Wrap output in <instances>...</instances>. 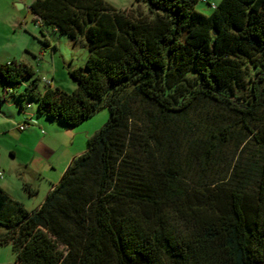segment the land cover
<instances>
[{
  "label": "trees",
  "instance_id": "obj_1",
  "mask_svg": "<svg viewBox=\"0 0 264 264\" xmlns=\"http://www.w3.org/2000/svg\"><path fill=\"white\" fill-rule=\"evenodd\" d=\"M135 1L151 18L33 1L34 21L88 58L71 92L0 62V101L71 127L110 117L37 209L0 187V247L15 264H264V0L210 15L202 0Z\"/></svg>",
  "mask_w": 264,
  "mask_h": 264
},
{
  "label": "rangeland",
  "instance_id": "obj_2",
  "mask_svg": "<svg viewBox=\"0 0 264 264\" xmlns=\"http://www.w3.org/2000/svg\"><path fill=\"white\" fill-rule=\"evenodd\" d=\"M105 1L117 9L133 8L137 16L151 18L147 6L142 2ZM220 1L211 0V3L216 5ZM6 3V0L0 2L1 60L7 62L13 59L32 65L41 78V91L46 88L47 82L66 91H73L77 85L69 71L85 66L88 58L86 44H75L51 27L43 28L37 24L29 3L23 8L15 0H11L10 7ZM197 10L210 15L213 8L205 2H199ZM16 20L22 25L12 26L17 24ZM43 30L49 39V45L45 43ZM5 88L9 90L11 87L0 84V98L4 97ZM20 88L23 89L24 86ZM37 109V103H33L32 107L25 104L21 109V103L16 98L0 101V170L4 172L0 186L29 211L37 209L45 201L72 160L88 149L92 137L110 117V110L105 107L93 117L71 127L38 115ZM33 113H36V123L25 131L19 130V124ZM25 184H29L35 193L31 194ZM15 260L12 245L0 247V264H15Z\"/></svg>",
  "mask_w": 264,
  "mask_h": 264
},
{
  "label": "built area",
  "instance_id": "obj_3",
  "mask_svg": "<svg viewBox=\"0 0 264 264\" xmlns=\"http://www.w3.org/2000/svg\"><path fill=\"white\" fill-rule=\"evenodd\" d=\"M205 3H208L212 8H215L216 5L214 3H211V0H202ZM47 84L50 86L53 83L52 82H47ZM27 107H31L30 104L27 105ZM36 121L33 118V115H30L29 117L26 118L25 122L19 124V130L21 131H25L26 129H28L31 125L35 124ZM4 177V172L2 170H0V179Z\"/></svg>",
  "mask_w": 264,
  "mask_h": 264
},
{
  "label": "crops",
  "instance_id": "obj_4",
  "mask_svg": "<svg viewBox=\"0 0 264 264\" xmlns=\"http://www.w3.org/2000/svg\"><path fill=\"white\" fill-rule=\"evenodd\" d=\"M14 1V0H13ZM16 1V3H22L23 5H24V7H26V5H27V3H29L30 4V6H29V9H30V7H31V5H32V3H33V1L34 0H29V2H27V0H15ZM0 2H1V0H0ZM6 4L8 5V7H10V3H11V0H6ZM5 16L7 15V13L6 14H4ZM14 19H17V18H15L14 17ZM19 22V20H16V23L17 24H12V26H17V25H19V26H21L22 25V23H18ZM1 55V54H0ZM10 59V58H9ZM11 61H13V59H11V60H9V61H7V62H4L3 60H1V58H0V62H2V63H9V62H11ZM15 61H17V60H15ZM54 86V85H53ZM36 113H33V118H34V120H35V115ZM38 116V115H37ZM43 117H45V118H47L46 116H43ZM39 118H42V117H39ZM41 120V119H40ZM36 121V120H35ZM73 161V160H72ZM71 164V163H70ZM59 182H57L56 184H54V186L52 187V189L58 184ZM1 187V186H0ZM4 190H6L5 188H3ZM51 189V190H52ZM7 191V190H6ZM9 193V192H8Z\"/></svg>",
  "mask_w": 264,
  "mask_h": 264
},
{
  "label": "water",
  "instance_id": "obj_5",
  "mask_svg": "<svg viewBox=\"0 0 264 264\" xmlns=\"http://www.w3.org/2000/svg\"><path fill=\"white\" fill-rule=\"evenodd\" d=\"M21 8L24 7V5L22 3H17Z\"/></svg>",
  "mask_w": 264,
  "mask_h": 264
}]
</instances>
